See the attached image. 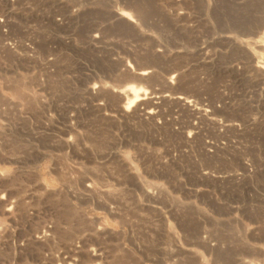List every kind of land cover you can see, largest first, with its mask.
Segmentation results:
<instances>
[{
    "label": "rangeland",
    "instance_id": "1",
    "mask_svg": "<svg viewBox=\"0 0 264 264\" xmlns=\"http://www.w3.org/2000/svg\"><path fill=\"white\" fill-rule=\"evenodd\" d=\"M0 264H264V0H0Z\"/></svg>",
    "mask_w": 264,
    "mask_h": 264
},
{
    "label": "bare ground",
    "instance_id": "2",
    "mask_svg": "<svg viewBox=\"0 0 264 264\" xmlns=\"http://www.w3.org/2000/svg\"><path fill=\"white\" fill-rule=\"evenodd\" d=\"M116 12V11H115ZM115 14V13H114ZM119 14V13H118ZM140 14V13H139ZM135 15V14H134ZM122 16H123V14H122ZM124 16H125V14H124ZM133 17H135V16H133ZM126 18L130 21V22H134V19L133 18H131V17H127L126 16ZM129 22V23H130ZM138 23V22H137ZM134 25V24H133ZM90 41L91 42H99L100 41V37H99V34L98 33H94V34H92V35H90ZM255 67V66H254ZM126 68H127V65H126ZM258 68V67H257ZM136 70V69H135ZM261 70V69H260ZM257 71H259L258 69H257ZM151 70H149V69H142V68H139L135 73H134V78L136 79V80H138V81H142V82H144V80L145 79H147V78H149V76L151 75ZM133 73V72H132ZM131 75V74H130ZM132 76V75H131ZM176 76V75H175ZM135 81V80H134ZM98 87V86H97ZM89 88V87H88ZM108 88V87H107ZM104 89V88H103ZM90 90V89H89ZM94 90V88L92 87L91 88V91H93ZM110 90V89H109ZM141 91V90H140ZM90 93V92H89ZM117 93L119 94V97H118V100L121 102L122 100H127L128 102L126 103V105H119L118 107H117V109L116 110H114V113L115 114H117L118 116H120L121 118L122 117H128V120H129V118H130V120H131V117H133V116H137V117H140V118H146V119H150L151 121H154V119H155V117H156V115H158L157 113H156V115H155V112L154 111H152V110H146V111H142L141 110V105H143V104H146L145 102H144V100H146L147 98H145V94H144V96L143 97H141L140 96V94H139V92H137V91H135L133 88H125V89H123V90H119V91H117ZM144 93V92H143ZM154 93V92H153ZM179 93V92H178ZM92 94V93H91ZM90 94V95H91ZM148 94V93H147ZM149 94H151V93H149ZM185 94V93H184ZM94 95V94H93ZM167 96V95H166ZM154 99H155V97H154ZM158 99H160V98H158ZM168 99V98H167ZM171 99H173V100H175V104L176 103H178L179 104V106H181L180 104H182V105H186V106H193L194 104H193V100L189 97V96H187V95H182V94H178V95H175V96H173ZM148 100H150V99H148ZM161 101V100H160ZM168 101V100H167ZM164 102V101H163ZM164 103H167L166 101L164 102ZM169 103V102H168ZM151 104H154L153 102H151ZM150 104V105H151ZM158 104V103H157ZM99 105H101V104H99ZM149 105V104H148ZM154 105H156V104H154ZM173 105V104H172ZM102 106V105H101ZM145 106V105H144ZM153 106V105H152ZM159 106V105H158ZM178 106V105H177ZM115 107H116V105H115ZM99 108V107H98ZM100 109V108H99ZM195 109V108H194ZM197 109V113L199 114V116L198 117H202V118H205V117H207L208 116V114H206V110H202L201 108H196ZM105 112H107V110L105 109ZM157 112V111H156ZM196 113V112H195ZM108 116H113V115H108ZM107 116V117H108ZM106 117V118H107ZM136 117V118H137ZM194 117V116H193ZM145 119V120H146ZM200 119V118H199ZM207 119V118H206ZM213 122V121H212ZM156 123V122H155ZM210 124H213V123H210ZM220 127V126H219ZM157 128V127H156ZM161 128V127H160ZM177 132V131H176ZM194 133V132H193ZM188 136V135H187ZM127 144V143H126ZM128 145V144H127ZM208 147H211L209 144H203V149L205 150V151H207V148ZM123 158V157H122ZM207 173V172H206ZM209 173V172H208ZM72 175V174H71ZM138 176H140V175H138ZM67 177H69V176H67ZM61 178V177H60ZM76 178V177H75ZM78 178V177H77ZM68 179V178H67ZM70 179V178H69ZM71 180H72V178H71ZM77 181H78V179H77ZM82 181V180H81ZM86 183H87V181H86V179L84 180ZM79 182V181H78ZM90 182V181H89ZM72 183H74L73 181H72ZM85 183V184H86ZM84 184V183H83ZM92 185V184H91ZM90 184H86V185H84V188H85V190L86 191H92L93 190V188H92V186H91ZM95 185V184H94ZM93 185V186H94ZM147 185V184H146ZM149 185V184H148ZM152 185H154V183H152ZM156 186H157V184H156ZM97 187V186H96ZM149 188L151 187V186H148ZM154 187V186H153ZM159 188V187H158ZM154 189V188H153ZM151 190H152V187H151ZM73 191H74V189H73ZM83 191H84V189H83ZM85 191V192H86ZM107 191V190H106ZM150 191V190H149ZM149 191H147V192H149ZM105 192V191H104ZM109 192V191H108ZM150 193V192H149ZM89 194V193H88ZM96 196V195H95Z\"/></svg>",
    "mask_w": 264,
    "mask_h": 264
}]
</instances>
